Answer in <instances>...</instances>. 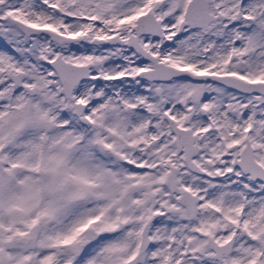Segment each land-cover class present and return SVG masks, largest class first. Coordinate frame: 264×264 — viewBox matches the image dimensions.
<instances>
[{"label": "snow or ice", "instance_id": "snow-or-ice-1", "mask_svg": "<svg viewBox=\"0 0 264 264\" xmlns=\"http://www.w3.org/2000/svg\"><path fill=\"white\" fill-rule=\"evenodd\" d=\"M0 264H264V0H0Z\"/></svg>", "mask_w": 264, "mask_h": 264}]
</instances>
